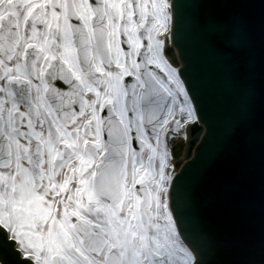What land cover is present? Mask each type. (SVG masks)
Segmentation results:
<instances>
[{
	"label": "snow or ice",
	"instance_id": "snow-or-ice-1",
	"mask_svg": "<svg viewBox=\"0 0 264 264\" xmlns=\"http://www.w3.org/2000/svg\"><path fill=\"white\" fill-rule=\"evenodd\" d=\"M189 29L260 83L197 187ZM0 264H264V0H0Z\"/></svg>",
	"mask_w": 264,
	"mask_h": 264
},
{
	"label": "water",
	"instance_id": "water-1",
	"mask_svg": "<svg viewBox=\"0 0 264 264\" xmlns=\"http://www.w3.org/2000/svg\"><path fill=\"white\" fill-rule=\"evenodd\" d=\"M236 7L243 5H215L216 10L221 13H227ZM255 7L258 10L260 5L256 4ZM185 45L192 58L195 78L200 88L204 123L209 127L201 145L198 146L204 131L201 126L193 131L189 143L191 156L187 154V159L192 157L197 146L198 154L187 165L186 181L197 187L206 173L218 170L223 151L226 146L235 142L241 122L251 121L259 130L260 83L258 76L254 81H250L247 76L242 77L231 54L218 51L201 32L189 29ZM181 150L182 146L175 149L178 154ZM255 227L259 229L258 216Z\"/></svg>",
	"mask_w": 264,
	"mask_h": 264
},
{
	"label": "bare ground",
	"instance_id": "bare-ground-1",
	"mask_svg": "<svg viewBox=\"0 0 264 264\" xmlns=\"http://www.w3.org/2000/svg\"><path fill=\"white\" fill-rule=\"evenodd\" d=\"M203 138V137H202ZM178 146H182V150L181 152L178 154L179 159H182L184 161L185 157H184V152L187 150V144H183L182 141H177L175 146H174V150L178 147Z\"/></svg>",
	"mask_w": 264,
	"mask_h": 264
}]
</instances>
